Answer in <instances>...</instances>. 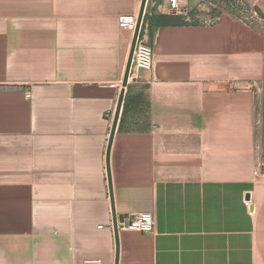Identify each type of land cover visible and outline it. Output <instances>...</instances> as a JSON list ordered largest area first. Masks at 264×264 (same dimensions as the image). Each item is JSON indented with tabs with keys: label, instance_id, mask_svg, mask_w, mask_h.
I'll return each instance as SVG.
<instances>
[{
	"label": "crops",
	"instance_id": "obj_1",
	"mask_svg": "<svg viewBox=\"0 0 264 264\" xmlns=\"http://www.w3.org/2000/svg\"><path fill=\"white\" fill-rule=\"evenodd\" d=\"M141 1L0 0V264H115L119 16ZM209 4L187 19L147 2L153 66L128 79L110 165L117 216L151 212L156 229L120 230L119 264H264V33Z\"/></svg>",
	"mask_w": 264,
	"mask_h": 264
},
{
	"label": "built area",
	"instance_id": "obj_2",
	"mask_svg": "<svg viewBox=\"0 0 264 264\" xmlns=\"http://www.w3.org/2000/svg\"><path fill=\"white\" fill-rule=\"evenodd\" d=\"M190 0H166L169 12L174 15L184 16L187 19L190 17L189 9ZM220 9H218V13ZM137 14H122L119 16V26L134 33L137 25ZM219 14L216 15V18ZM142 29L135 45L133 59L131 64L130 75L134 69L149 70L153 66L154 50L152 45L142 37ZM30 97V94H26ZM245 204L249 207L251 200L247 199ZM118 230H136L143 233H153L156 229V218L151 212H140L130 214L123 217L122 220L118 218ZM82 264H102V260L98 258L85 259Z\"/></svg>",
	"mask_w": 264,
	"mask_h": 264
},
{
	"label": "rangeland",
	"instance_id": "obj_3",
	"mask_svg": "<svg viewBox=\"0 0 264 264\" xmlns=\"http://www.w3.org/2000/svg\"><path fill=\"white\" fill-rule=\"evenodd\" d=\"M220 12L233 14L264 33V0H200ZM257 98V126L261 140V174H264V79L254 87Z\"/></svg>",
	"mask_w": 264,
	"mask_h": 264
},
{
	"label": "water",
	"instance_id": "obj_4",
	"mask_svg": "<svg viewBox=\"0 0 264 264\" xmlns=\"http://www.w3.org/2000/svg\"><path fill=\"white\" fill-rule=\"evenodd\" d=\"M148 1L154 6L157 0H142L141 1L140 10H139L138 17H137V25L133 33V39H132L131 49L129 53V58L127 61L125 74H124V78L122 82V90L119 95L118 104H117V108H116V112H115V116H114V120H113V124L111 128L108 147H107V155H106L107 176H108V184H109V190H110V196H111V203H112V208H113V225H114V232H115V239H116L115 264H119V251H120L119 230H118L117 222H118V218L122 220L123 216H117L116 211H115L114 196H113V181H112V173H111V165H110L111 148L113 145V140H114V136H115V132H116V128H117V124H118V120H119V116H120V112H121V108L123 104L125 87L127 86L128 79H129L135 45H136V42H137V39L140 33V29H141L143 17H144V11H145ZM247 199H250V194H247ZM251 209H253V206H251Z\"/></svg>",
	"mask_w": 264,
	"mask_h": 264
},
{
	"label": "trees",
	"instance_id": "obj_5",
	"mask_svg": "<svg viewBox=\"0 0 264 264\" xmlns=\"http://www.w3.org/2000/svg\"><path fill=\"white\" fill-rule=\"evenodd\" d=\"M165 17H168V18H172L173 19V15L171 14V15H165ZM174 20V19H173ZM181 23H186L187 21H184V20H182V21H180Z\"/></svg>",
	"mask_w": 264,
	"mask_h": 264
}]
</instances>
